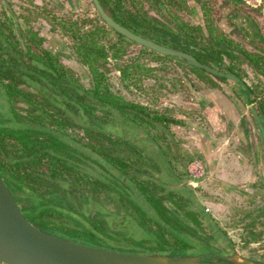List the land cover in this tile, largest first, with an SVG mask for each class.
Instances as JSON below:
<instances>
[{
  "label": "trees",
  "instance_id": "16d2710c",
  "mask_svg": "<svg viewBox=\"0 0 264 264\" xmlns=\"http://www.w3.org/2000/svg\"><path fill=\"white\" fill-rule=\"evenodd\" d=\"M97 1L132 33L188 53L217 71L242 80L246 70L240 63L245 62L263 83L255 91L257 83L242 81L257 113L264 115V39L253 19L234 3L223 0L217 7L215 31L204 0H192L198 12L186 19L169 12L174 8L188 14L183 0ZM20 16L9 0H0V176L24 217L43 231L96 247L222 260L231 243L184 179L191 157L180 151L175 134L185 125V112L172 113L158 108L156 97L147 101L134 95L129 88L140 90L141 84L153 91L163 87L155 79L137 84L134 61L108 63L134 42L107 27L97 14L96 21L60 17L56 23L72 42L66 45L49 34L54 43L45 45L46 36L26 20L20 22ZM106 28L114 41L103 45L98 36ZM233 31L253 46H233L237 43L228 37ZM138 52L159 63L182 65L193 75H180L194 99L188 107H197L202 98L193 82L242 99L223 76L141 45ZM61 57L72 58L74 65H65ZM113 68L118 86L108 81ZM244 116L248 124L253 121L249 111ZM262 156L263 165L254 168L264 179L263 149ZM252 211L235 217L233 224ZM254 211L258 219L239 227L246 243L264 239V205Z\"/></svg>",
  "mask_w": 264,
  "mask_h": 264
},
{
  "label": "rangeland",
  "instance_id": "374dc122",
  "mask_svg": "<svg viewBox=\"0 0 264 264\" xmlns=\"http://www.w3.org/2000/svg\"><path fill=\"white\" fill-rule=\"evenodd\" d=\"M11 2V7L16 11V13L22 15L19 17V21L23 22L26 20L28 24H30L34 30H37L40 34H44L46 36L44 40L45 45H51L53 42L50 39L49 34L53 35V37L63 41L66 45H70L72 42V38L69 34H65V30L61 29L60 26L56 23L60 17H69L71 19L79 22L81 18H89L94 19L96 21L97 14L91 4L90 0H9ZM185 1V5L187 4L189 7L188 14H186V10H175L174 8H170V14L178 15L182 19H186V15H192L195 17L197 15V6L192 0H183ZM207 5V10H205L210 19L211 26L214 27V30L217 31L216 28V17L218 15L219 9L217 7L222 3L223 0H204ZM234 3L236 6L240 8V11L248 14L250 18L253 19L254 23L257 26L259 34L264 39V0H229ZM220 14V13H219ZM222 16V14H220ZM231 22V20H227ZM226 20H223L222 24L224 27L228 28L230 25ZM86 25V24H85ZM229 29V28H228ZM231 30V29H230ZM240 32L237 33L233 31L230 32L228 36L229 39L234 41L235 45L240 48L250 49V43L244 41L240 37ZM99 43L103 45H107L114 41V37L112 36V32L110 29L106 28L102 34L98 36ZM258 46L263 47L260 42ZM54 45V44H53ZM139 44L129 43V45L124 47L123 52L120 54L118 58H108L109 64H114L115 66L130 63L134 61L136 63V68L134 75L139 77L138 84L141 79L143 81L149 80L153 81L155 79L156 83H160L163 87H154V91L150 90V87L142 85V89H131L132 93L139 97L142 100H151L150 96L156 97L154 102L156 103L158 108L166 107L172 113H180L185 112L184 117V126L179 130H176L175 139L179 143L180 151L186 156L191 157V160H198L201 165L204 164L200 153L197 148L193 146V138L194 135L198 136L199 129L203 130V132L199 134L205 133L204 128H211L204 121V117L202 116L201 109L199 107H188L189 104L194 102V99L188 89L185 87L183 83H181L180 75L185 73L187 77L193 79V75L186 73L185 68L182 65L176 64L172 61H166L164 63H159L153 61L151 59V55L147 52L139 53ZM61 61L67 65H74V60L72 58L65 59L61 57ZM139 66V67H138ZM156 67L153 70H148L145 68ZM159 67V68H158ZM240 67H244L246 72H241L242 80L248 86H252L253 83H257V88H254L255 91H261L263 86L262 81H257V78L253 75V72L246 65L245 62L240 63ZM118 72L113 68L108 74V81L111 84L117 85L119 84V79L117 78ZM142 83V81L140 82ZM144 83V82H143ZM197 85L200 91L209 90L213 92V90H218L216 88L207 89L203 87H199L198 83L193 82ZM220 91V90H218ZM223 92V91H221ZM128 95V93H127ZM133 96V95H130ZM173 101H180L181 103H172ZM241 105L244 103L238 99ZM197 106V104H196ZM245 107V106H242ZM247 109V108H246ZM240 109H233L231 113L226 115V123L225 126L226 135L231 141L230 149H237L240 151L242 157H250L251 149L247 150L245 147V139L249 137V128L248 122L245 120V116H240ZM248 113V110L246 114ZM237 115V116H236ZM196 116V117H195ZM238 118L236 122L234 120ZM249 117V116H248ZM193 121V122H192ZM198 128V129H197ZM210 131V130H209ZM75 132L80 133L75 130ZM254 132L258 134V130L256 126H254ZM238 134L242 136L244 139L241 141L238 139ZM192 136V137H191ZM259 137V136H258ZM204 137L201 136V140ZM215 141L221 139V137H214ZM240 140V141H239ZM216 142V143H218ZM261 143V141H259ZM196 150V151H195ZM228 149L225 151L227 153ZM222 152L221 157H228V155ZM249 152V153H248ZM226 154V155H224ZM222 159V158H221ZM235 168L238 167L236 163ZM203 167V165H202ZM249 165L246 173H250L245 179L244 184L245 187H242L241 181L238 178L232 179L229 177L228 180L229 185H225L224 181H220L215 175L209 177L204 172L197 180V183L192 186L188 183L187 174L184 175V179L187 184L194 189V193L201 199V203L207 209V211L214 217L217 224L225 233V237L231 243L226 250L227 253H223V257L230 255L232 252H236L240 256H245L249 258H255L264 261V239H256L254 242L246 243L241 238V227L246 223L251 222L252 220H257L258 216H256V211H254L257 207L264 205V189L262 187L263 180L255 170ZM233 171V170H232ZM186 172V167H185ZM245 178V177H244ZM242 193H247L253 196V200L251 201L243 195ZM250 201V202H249ZM237 209V210H236ZM247 210H253L248 217L243 218L238 225H234V218L237 216H244V212ZM240 211V213H239ZM253 218V219H252Z\"/></svg>",
  "mask_w": 264,
  "mask_h": 264
},
{
  "label": "water",
  "instance_id": "95a60500",
  "mask_svg": "<svg viewBox=\"0 0 264 264\" xmlns=\"http://www.w3.org/2000/svg\"><path fill=\"white\" fill-rule=\"evenodd\" d=\"M91 4L104 24L116 33L162 55L184 59L207 72L223 76L244 99L256 123L264 152V115L253 106L252 94L235 75L222 73L196 61L190 54L132 33L113 21L97 0ZM0 263L2 264H264L263 260L236 252L222 260L203 261L198 255L171 257L163 254H131L75 242L43 231L27 220L0 176Z\"/></svg>",
  "mask_w": 264,
  "mask_h": 264
},
{
  "label": "crops",
  "instance_id": "0c3cea01",
  "mask_svg": "<svg viewBox=\"0 0 264 264\" xmlns=\"http://www.w3.org/2000/svg\"><path fill=\"white\" fill-rule=\"evenodd\" d=\"M200 93L202 98L199 102H197L199 104L197 107L202 110L201 112L202 116L204 117V121H207L208 125L210 123L215 126L209 129L204 128V135L199 134L200 132H203V130L199 129L198 136L194 135L193 137L195 139V141H193V146L197 148L204 161V164H202L205 170L204 172L209 177L215 175L220 181H224L225 185L227 184L228 186L230 182H228L226 179L230 174L232 179L238 178V180L242 183L241 186L245 187L246 184L243 182H245V179L249 177L248 175H250L249 171L246 173L249 165L253 168L256 163L260 168L263 165L262 145L259 142L260 139L258 135L252 128V124L249 123L248 125L250 128V133L249 137L245 139V147L247 150L251 149V155L250 157H242L240 151L234 148L230 149L231 141H229V138L226 135L225 126L227 125L226 115L233 112L232 110L234 108L240 109V116H244V114L247 112V109L246 107H242L238 99L228 96V93L225 91L221 92L218 90H213V92H211L209 90H205L204 92L201 91ZM237 120L238 118L236 117L234 122ZM201 136L204 137V139L201 140ZM219 136L221 137L219 142L215 141L214 137ZM237 137H239L238 139L241 141L244 140L241 134H238ZM227 149L228 151L226 153L225 151ZM222 152H225L228 157H221ZM234 163H236L238 167L235 168ZM251 170L253 171L255 168Z\"/></svg>",
  "mask_w": 264,
  "mask_h": 264
},
{
  "label": "built area",
  "instance_id": "2783aa9c",
  "mask_svg": "<svg viewBox=\"0 0 264 264\" xmlns=\"http://www.w3.org/2000/svg\"><path fill=\"white\" fill-rule=\"evenodd\" d=\"M186 174L188 177V183L194 186L197 179L203 174V167L201 163L196 159L190 160L186 165Z\"/></svg>",
  "mask_w": 264,
  "mask_h": 264
},
{
  "label": "flooded vegetation",
  "instance_id": "af4514ba",
  "mask_svg": "<svg viewBox=\"0 0 264 264\" xmlns=\"http://www.w3.org/2000/svg\"><path fill=\"white\" fill-rule=\"evenodd\" d=\"M241 101L244 103V106L246 107V105H245V102H244V99L242 98L241 99ZM254 106V105H253ZM248 110V109H247ZM252 118V117H251ZM248 122V121H247ZM249 123L250 124H252V128L254 129V126H256V123H255V121H254V119H253V121H249ZM257 128V127H256ZM258 130V129H257ZM257 134V133H256ZM259 136V135H258ZM260 138V137H259Z\"/></svg>",
  "mask_w": 264,
  "mask_h": 264
}]
</instances>
